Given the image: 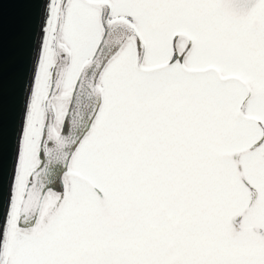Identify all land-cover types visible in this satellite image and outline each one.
<instances>
[{
    "label": "snow or ice",
    "instance_id": "6c2138e0",
    "mask_svg": "<svg viewBox=\"0 0 264 264\" xmlns=\"http://www.w3.org/2000/svg\"><path fill=\"white\" fill-rule=\"evenodd\" d=\"M35 25L0 264H264V0H41Z\"/></svg>",
    "mask_w": 264,
    "mask_h": 264
},
{
    "label": "water",
    "instance_id": "95a60500",
    "mask_svg": "<svg viewBox=\"0 0 264 264\" xmlns=\"http://www.w3.org/2000/svg\"><path fill=\"white\" fill-rule=\"evenodd\" d=\"M40 2L0 0V232L16 155L17 125L23 124L24 92L34 70Z\"/></svg>",
    "mask_w": 264,
    "mask_h": 264
},
{
    "label": "bare ground",
    "instance_id": "6f19581e",
    "mask_svg": "<svg viewBox=\"0 0 264 264\" xmlns=\"http://www.w3.org/2000/svg\"><path fill=\"white\" fill-rule=\"evenodd\" d=\"M40 34H41V33H40ZM13 160H14V159H13ZM14 166H15V160H14V162H13V165H12L11 170L14 169ZM9 183H10V185H9V189H8V193H7L8 197H7L6 204H5L6 208H5L4 216H5V214H6V210H7V202H8V198H9V196H10L9 194H10V187H11V179H10ZM4 216H3V218H4ZM3 222H4V220H3ZM2 227H3V224H2ZM2 227H1V230H2ZM1 232H2V231H1Z\"/></svg>",
    "mask_w": 264,
    "mask_h": 264
},
{
    "label": "rangeland",
    "instance_id": "374dc122",
    "mask_svg": "<svg viewBox=\"0 0 264 264\" xmlns=\"http://www.w3.org/2000/svg\"><path fill=\"white\" fill-rule=\"evenodd\" d=\"M41 35H42V32H41ZM38 44V43H37ZM39 46V45H38ZM37 51H38V47H37ZM34 72V70H33ZM32 80V78H30ZM30 86H31V82H30V85H29V89H30Z\"/></svg>",
    "mask_w": 264,
    "mask_h": 264
}]
</instances>
